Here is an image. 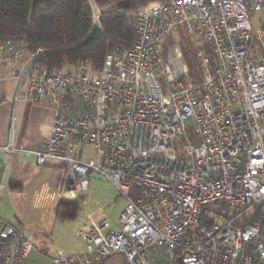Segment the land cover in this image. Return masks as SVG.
I'll return each instance as SVG.
<instances>
[{
	"label": "built area",
	"instance_id": "obj_1",
	"mask_svg": "<svg viewBox=\"0 0 264 264\" xmlns=\"http://www.w3.org/2000/svg\"><path fill=\"white\" fill-rule=\"evenodd\" d=\"M135 29L98 69L88 59L50 69L49 51L0 36V81L16 79L11 99L54 111L33 152L39 165H63L60 195L79 198L96 171L127 200L119 229L90 217L78 229L86 251H58L52 264L114 254L124 264H264V207L244 221L264 206V0H153ZM180 33L200 59L198 80L170 44ZM34 243L0 215V264H26Z\"/></svg>",
	"mask_w": 264,
	"mask_h": 264
},
{
	"label": "crops",
	"instance_id": "obj_2",
	"mask_svg": "<svg viewBox=\"0 0 264 264\" xmlns=\"http://www.w3.org/2000/svg\"><path fill=\"white\" fill-rule=\"evenodd\" d=\"M15 85L13 76L0 81V96L3 97L0 101V146L12 142L23 148L15 153H0V215L33 233L35 246L26 258V264H52L55 254L64 252L72 245L71 241L77 239L82 223L90 217L106 215L96 216L99 210L90 211L84 199L76 219L65 220L56 216L59 202L72 200L60 195L63 165L56 161L39 165L33 152L42 148L50 136L54 111L50 106L25 100L13 101ZM115 255L102 264H124Z\"/></svg>",
	"mask_w": 264,
	"mask_h": 264
},
{
	"label": "trees",
	"instance_id": "obj_3",
	"mask_svg": "<svg viewBox=\"0 0 264 264\" xmlns=\"http://www.w3.org/2000/svg\"><path fill=\"white\" fill-rule=\"evenodd\" d=\"M94 2L100 13L99 27L95 26L90 0H0V36H21L26 39L29 51L38 48L49 51L42 62L50 69L64 64L78 65L86 59L98 69L109 51L133 43L135 15L153 0ZM170 44L182 49L190 78L200 79V59L191 39L180 33ZM2 99L0 96V101ZM84 199L85 194L77 199L61 200L55 210L56 216L76 219ZM263 207V204L255 207L244 221L259 217Z\"/></svg>",
	"mask_w": 264,
	"mask_h": 264
},
{
	"label": "rangeland",
	"instance_id": "obj_4",
	"mask_svg": "<svg viewBox=\"0 0 264 264\" xmlns=\"http://www.w3.org/2000/svg\"><path fill=\"white\" fill-rule=\"evenodd\" d=\"M3 64V61L0 59V66H3ZM87 151L88 153H93L90 148ZM85 200L88 203L90 211L97 212L99 210L96 216L106 215L112 222V228H120L119 216L127 200L116 185L108 178L96 171H92L90 186L86 192ZM76 238L75 241H71V246H65V253L76 255L86 251L85 241L78 235ZM115 256L120 257L124 263V257L122 255L117 254Z\"/></svg>",
	"mask_w": 264,
	"mask_h": 264
}]
</instances>
